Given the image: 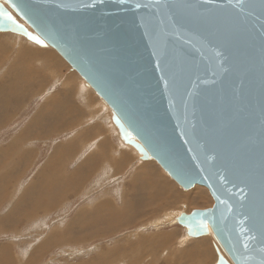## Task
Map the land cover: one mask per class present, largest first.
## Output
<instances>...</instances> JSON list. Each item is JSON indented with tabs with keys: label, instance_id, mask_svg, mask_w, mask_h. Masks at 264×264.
<instances>
[{
	"label": "water",
	"instance_id": "1",
	"mask_svg": "<svg viewBox=\"0 0 264 264\" xmlns=\"http://www.w3.org/2000/svg\"><path fill=\"white\" fill-rule=\"evenodd\" d=\"M261 3L0 0V31L53 46L110 107L125 144L155 159L184 189L208 188L213 206L177 217L189 235L211 229L233 264H260ZM217 264L232 263L219 253Z\"/></svg>",
	"mask_w": 264,
	"mask_h": 264
},
{
	"label": "rangeland",
	"instance_id": "2",
	"mask_svg": "<svg viewBox=\"0 0 264 264\" xmlns=\"http://www.w3.org/2000/svg\"><path fill=\"white\" fill-rule=\"evenodd\" d=\"M73 75L83 79L53 46L0 31V264H217L219 253L233 264L213 232L192 237L177 223L182 212L213 206L206 186L184 189L125 144L102 99L94 125L58 108L59 98L77 102L81 80ZM33 79L38 92L20 100ZM66 83L74 86L62 89ZM70 145L75 157L63 148ZM40 203L54 207L35 211Z\"/></svg>",
	"mask_w": 264,
	"mask_h": 264
},
{
	"label": "crops",
	"instance_id": "3",
	"mask_svg": "<svg viewBox=\"0 0 264 264\" xmlns=\"http://www.w3.org/2000/svg\"><path fill=\"white\" fill-rule=\"evenodd\" d=\"M74 74H76V73H74ZM73 77L78 78V79L81 80V85L82 86H80V84L79 85L76 84L75 86L79 89L78 90V92H80L79 93V97H82V99H80L77 96V100H76L77 102L74 103V104H71L72 99L70 97H68L66 99H64V98H61L60 99L59 98L58 99V101H59L58 102V108L59 109H64V107H65V109L75 110L77 112V114L74 115L75 118H76V120H83L85 118V116H88L90 120H94L91 123V125H94L96 123L95 120L97 119L96 118V115H98V113H99V110H98V107L99 106H98V104H100L102 102V100L96 94V92L82 78H79L78 76H75V75H73ZM73 81H75V80H73ZM84 85H86V87ZM72 86H74V85H71L69 83H66V84L62 85V89H65L66 90V89H69ZM61 102H65L66 103V106L65 105L61 106ZM109 119L112 121L111 118H109ZM58 120H65V118L64 117H60ZM105 120H107V118H105ZM34 123L41 124V120H35ZM113 126H115V125L113 124ZM118 136H119V133H118ZM66 147L67 146H65L63 148L66 149ZM68 147L71 148V145L68 146ZM61 151H64V150H61ZM74 155L76 156L75 152H74ZM87 158H90V160H91L92 159V156H90V157L88 156ZM75 170H78V169L76 168ZM64 172H66V171H64Z\"/></svg>",
	"mask_w": 264,
	"mask_h": 264
},
{
	"label": "bare ground",
	"instance_id": "4",
	"mask_svg": "<svg viewBox=\"0 0 264 264\" xmlns=\"http://www.w3.org/2000/svg\"><path fill=\"white\" fill-rule=\"evenodd\" d=\"M29 50H31V49H29ZM38 53H39V52H37L36 54H38ZM40 54H41V53H39L38 55H40ZM32 55H33V54H32ZM34 55H35V54H34ZM34 55H33V56H34ZM36 56H37V55H36ZM36 56H35V58L38 59V57H36ZM40 56L43 57V56H45V55H42V54H41ZM45 57H46V56H45ZM33 58H34V57H33ZM33 58H32V60H33ZM37 59H34V60L37 61ZM46 59H48V57L45 58V59L43 60L44 64H46V61H45ZM32 60H31V61H32ZM40 60H41V59H40ZM40 60H39V63H40ZM48 60H49V59H48ZM48 60H47V61H48ZM41 61H42V60H41ZM53 61H54V60H53ZM33 62H34V61H33ZM33 62H32V63H33ZM50 62H51V61H48V63H50ZM52 63H53V62H52ZM36 64H37V62H36ZM36 64H35V65H36ZM42 64H43V63H42ZM44 64H43V65H44ZM50 64H51V63H50ZM50 64H47V65L50 66ZM53 64H55V63H53ZM53 64H52V68H54V67H53ZM55 65H57V64H55ZM29 66H30V65H29ZM57 67H58V65H57ZM32 72H34V71H32ZM30 73H31V72H30ZM34 73H35V72H34ZM33 75H34V74H33ZM28 76H30V75H28ZM32 77H33V76H32ZM51 77H53V76H51ZM31 79H32V78H31ZM52 79H53V78H52ZM52 79H51V80H52ZM34 80H35V79L29 81V84H28V83H27V84H24V85L22 86V91H21V92L17 90V88H18L19 86L15 88V92L18 91L17 94H18V97H19V98L21 97V98L25 99L24 97H26L25 95H26L27 91H28V92L32 91L31 94H32V93H33V94H34V93L36 94V93L38 92L39 89H38V90H35L34 87H33V82H34ZM68 80H69V79H68ZM50 83H51V81H50ZM53 83H55V82H53ZM6 86H8V85H6ZM80 86H82V85H80ZM84 86L86 87V85H84ZM8 87H9V86H8ZM53 91H54V90H53ZM76 91H77V90H76ZM77 92H78V91H77ZM81 92H82V91H81ZM79 93H80V92H78V97H79ZM31 94H30V96H31ZM51 94H52V93H51ZM54 94H55V93H54ZM76 94H77V93H76ZM46 95H47V94H46ZM28 96H29V95H28ZM49 96H50V95H49ZM56 97H58V96H56ZM21 98H20V100H22ZM33 98H34V97H33ZM79 98L82 99V97H79ZM29 99H30V98H29ZM49 99H50V98H49ZM57 99H58V98H57ZM85 99H86V98H85ZM11 100H12V102H13V100L15 101L16 98H15V99L11 98ZM11 100H10V101H11ZM20 100L18 99V101H20ZM83 100H84V99H83ZM90 100H91V99H90ZM50 101H51V100H50ZM15 102H16V101H15ZM58 102H59V101H58ZM13 103H14V102H13ZM18 103H20V102H18ZM49 103H50V102H49ZM55 103H56V102H55ZM9 104H11V103H9ZM47 105H48V104H47ZM52 105H53V104H52ZM59 105H60V104H59ZM49 107H50V105H49ZM36 120H38V118H36ZM112 132H113V131H112ZM88 142H89V141H88ZM88 142H87V143H88ZM74 144H75V142H74ZM75 146H76V145H75ZM84 146H85V145H84ZM86 146H87V144H86ZM87 147H88V146H87ZM73 148H74L73 145H71V148H69V147L67 146V147H66V149H67L66 153H69L70 156L75 157V155H74V153H73L75 150H74ZM67 156H68V155H67ZM70 156H69V157H70ZM55 160H56V158H54V159L52 160V162H53L52 164H55V162H54ZM58 160H59V159H58ZM68 161H69V160H68ZM70 161H71V160H70ZM70 161H69V162H70ZM57 162H58V161L56 160V163H57ZM64 162H65V161H64ZM86 162H87V161H86ZM90 162H91V161H90ZM114 163H115V162H114ZM59 164H60V163H59ZM55 165H56V164H55ZM86 165H87V164H86ZM111 165H113V164H111ZM67 166H68V165H67ZM87 166H88V165H87ZM91 166H92V165H91ZM53 167H54V166H53ZM112 167H113V166H112ZM45 168H46V166H45ZM65 168H66V166H65ZM85 168H86V167H85ZM88 169H89V168H88ZM112 169H113V168H112ZM55 171H56V168H55ZM59 171H60V170H59ZM89 171H90V170H89ZM63 172H64V171H63ZM61 174H62V170H61ZM73 174H74V173H73ZM62 175H63V174H62ZM68 175H69V174H68ZM77 175H79V174H77ZM69 176H70V175H69ZM71 176H72V175H71ZM80 176H82V175L80 174ZM62 177H63V176H62ZM58 178H59V177H58ZM63 178H64V177H63ZM67 178H68V176H67ZM67 178H65V179H67ZM73 178H74V177H73ZM76 179H77V178H76ZM61 180H62V178H61ZM63 180H64V179H63ZM68 181H69V180H68ZM62 183H63V181H62ZM165 185H166V184H165ZM62 186H63V185H62ZM70 187H72V186H70ZM65 188H66V187H65ZM66 189H67V188H66ZM58 191H59V190H58ZM58 191H57V192H58ZM65 195H66V193H65ZM62 196H63V195H62ZM57 197H58V195H57ZM62 198H63V197H62ZM62 198H61V199H62ZM37 201H38V200H37ZM40 201H41V200H40ZM142 202H143V201H142ZM38 203H39V202H38ZM41 203H42V202H41ZM41 203H40V204H41ZM47 203H48V201H47ZM143 203H144V202H143ZM151 203H152V201H151ZM40 204H39V205H40ZM53 204H54V203H53ZM59 204H60V203H59ZM148 204H150V203H148ZM57 205H58V203H57ZM137 205H138V204H137ZM140 205H141V204H140ZM108 206H109V205H108ZM126 206H127V205H126ZM144 206H145V205H144ZM51 207H54L51 203H49V205H48L47 207H45V206L43 207V205L41 204L38 208H36L35 211H41L40 209H42V210H49ZM111 207H112V206H111ZM108 211H109V210H108ZM96 213H98V212H96ZM29 215H31V214H29ZM37 217H39V216H37ZM103 217H104V216H103ZM109 217H111V215H110ZM99 218L102 219L101 217H99ZM112 220H113V219H112ZM93 221H94V222H93L92 224L95 225V226H94V229H95V228L97 227V225L95 224V222L97 221V219H95V220H93ZM100 221H101V220L98 221V225L102 224V223H99ZM87 223H88V222H87ZM89 224H90V223H89ZM92 224H91V226H93ZM88 227H89V226H88ZM106 227H107V226H106ZM106 227L103 226V227L101 228V229L106 230L104 233H106L107 231L110 230V229H107ZM90 228H91V227H89V229H90ZM92 228H93V227H92ZM92 228H91V229H92ZM97 229H98V228H97ZM90 233H92V232H90ZM104 233H103V234H104ZM210 233H212V230H211V229H210ZM94 235H99V231L96 230V231L94 232ZM208 235H209V234H208ZM190 236H191V235H190ZM205 236H207V235H205Z\"/></svg>",
	"mask_w": 264,
	"mask_h": 264
},
{
	"label": "snow or ice",
	"instance_id": "5",
	"mask_svg": "<svg viewBox=\"0 0 264 264\" xmlns=\"http://www.w3.org/2000/svg\"><path fill=\"white\" fill-rule=\"evenodd\" d=\"M260 6H261L262 9H264V3H261ZM137 7H142V5H137ZM4 15L7 17V19H9V20L12 19V17H11L10 15H8L7 13H4ZM41 43H43V41H41ZM204 227H207V226L204 225ZM257 229H258L261 233H264V227L257 228ZM244 246H245V248L248 247L247 244H245ZM260 251H261V253H264V248H262ZM260 264H264V260H261V261H260Z\"/></svg>",
	"mask_w": 264,
	"mask_h": 264
}]
</instances>
